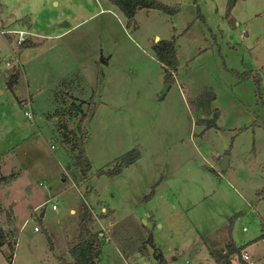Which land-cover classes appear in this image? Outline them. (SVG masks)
<instances>
[{
	"label": "rangeland",
	"instance_id": "374dc122",
	"mask_svg": "<svg viewBox=\"0 0 264 264\" xmlns=\"http://www.w3.org/2000/svg\"><path fill=\"white\" fill-rule=\"evenodd\" d=\"M159 1L175 13L129 21L111 0H0V264L71 261L85 209L99 264H159V253L218 264L211 252L231 241L264 264V0H240L231 18L228 0ZM160 39L176 41L172 82L152 48ZM207 88L220 116L206 130L193 101ZM83 114L86 179L70 134ZM134 149L133 165L99 175Z\"/></svg>",
	"mask_w": 264,
	"mask_h": 264
},
{
	"label": "trees",
	"instance_id": "16d2710c",
	"mask_svg": "<svg viewBox=\"0 0 264 264\" xmlns=\"http://www.w3.org/2000/svg\"><path fill=\"white\" fill-rule=\"evenodd\" d=\"M240 0H228L226 5V17L231 18L232 12ZM111 2L118 6L129 21H133L137 12L141 9H158L165 11L169 14L175 13V8L170 7L167 4L159 0H111ZM34 46L32 42L24 41L19 45L20 49ZM153 51L156 54L157 59L161 62L165 69L166 82L174 81V74L179 67V60L176 50V41L171 40H159L153 46ZM21 73L14 69L8 81V87L14 89L18 84ZM256 83L261 84V76L257 75ZM217 100V95L213 89L207 88L200 94L194 101L195 110L199 111L203 118L201 124L207 129L217 127V121L220 116V111L217 108H213L212 104ZM89 116L83 114L80 121L77 124L76 132H71L74 138V150L76 152L75 165L79 169L82 178L86 179L91 171L92 165L89 159L86 149L87 132L85 130V121ZM64 126V125H63ZM65 127V126H64ZM228 154V153H227ZM141 157L139 149H134L129 153L121 156L118 162L112 169L100 170L99 175H118L126 167L133 165ZM1 172V167H0ZM7 179L6 177L0 178V181ZM264 193V189L262 190ZM93 212L89 209H85L82 213L81 219L78 224V233L75 236L73 245L69 252L72 260L66 262V264H99L100 256L102 253L103 239L99 233H95L91 230L90 224L94 221ZM7 242L6 236L0 231V247ZM245 247H239L234 242H230L224 252L212 251L211 256L218 264H233V257L236 254H241ZM159 264H166V260L162 253L158 254ZM244 264H249L245 262Z\"/></svg>",
	"mask_w": 264,
	"mask_h": 264
},
{
	"label": "built area",
	"instance_id": "2783aa9c",
	"mask_svg": "<svg viewBox=\"0 0 264 264\" xmlns=\"http://www.w3.org/2000/svg\"><path fill=\"white\" fill-rule=\"evenodd\" d=\"M2 33L6 34V33H11V34H17V38H18V44L20 45L21 43H23L26 39V35L28 32L26 31H23V30H7V31H2ZM9 65V63H8ZM27 116L30 117V113H26ZM50 200H47L43 203L44 204H48ZM52 209L53 210H57L58 209V202L57 201H53L52 202ZM38 228H36L37 230ZM242 259L243 261L245 262H249L250 261V255L246 252V251H243V254H242ZM249 264H252L251 262H249Z\"/></svg>",
	"mask_w": 264,
	"mask_h": 264
},
{
	"label": "water",
	"instance_id": "95a60500",
	"mask_svg": "<svg viewBox=\"0 0 264 264\" xmlns=\"http://www.w3.org/2000/svg\"><path fill=\"white\" fill-rule=\"evenodd\" d=\"M167 86H169V84H167ZM53 122H55L56 124L58 123L57 119H53ZM229 162H230V157L225 155L223 156L221 162H220V167L223 171H226L227 168L229 167ZM42 216H44V212L42 213Z\"/></svg>",
	"mask_w": 264,
	"mask_h": 264
},
{
	"label": "crops",
	"instance_id": "0c3cea01",
	"mask_svg": "<svg viewBox=\"0 0 264 264\" xmlns=\"http://www.w3.org/2000/svg\"><path fill=\"white\" fill-rule=\"evenodd\" d=\"M32 84H33V83H32ZM40 84H41V83H40ZM33 85H34V84H33ZM35 86H36V85H35ZM37 89H38V88H37ZM0 93H1V91H0ZM43 212H44V211H43ZM43 212H42V213H43ZM44 213H45V212H44ZM41 216H42V214H41ZM68 262H69V261H68Z\"/></svg>",
	"mask_w": 264,
	"mask_h": 264
}]
</instances>
